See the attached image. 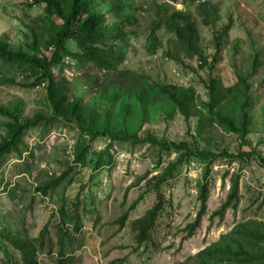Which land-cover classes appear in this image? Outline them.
I'll list each match as a JSON object with an SVG mask.
<instances>
[{
    "label": "rangeland",
    "instance_id": "rangeland-1",
    "mask_svg": "<svg viewBox=\"0 0 264 264\" xmlns=\"http://www.w3.org/2000/svg\"><path fill=\"white\" fill-rule=\"evenodd\" d=\"M201 1L204 4L200 9V4L187 8L177 6L162 18L164 22L155 16L157 0L99 2L98 13L131 7V12H135L133 29L136 32L125 40V60L117 73L105 79L97 68L93 75L99 78L100 84L107 86L122 81L120 76H126L125 82H129L130 77L135 82L145 77L150 84L193 87L204 101L208 100L205 80L209 76L220 78L226 86L234 85L238 81L237 73L249 70V56L264 51V0ZM29 6L26 0L0 1V40L7 39L10 46L27 53L31 52L30 45L34 41L30 30L37 31L47 19L45 6ZM175 11H186L184 14H190L195 21L201 46L213 69L209 65L202 66L197 58L188 60L183 55L168 25L173 23L169 18ZM117 14L119 16L120 11ZM122 15L123 12L118 18ZM204 19L211 22L209 27L204 25ZM230 20L232 26L228 36L219 42L221 56L215 63L214 36ZM152 27L157 29L159 40L154 54L149 48ZM123 42L120 40L117 45L121 47ZM104 46L112 47L111 41L106 40ZM68 48L72 52L78 50L72 42ZM69 63L59 72V77L72 82L85 70L73 61ZM22 70H26L25 73H20ZM257 71L249 81L253 85L251 94L257 101L252 114L259 117L264 107V68ZM30 72L27 67L0 60V107L14 110L22 103V119L47 116L51 112L46 87L28 84ZM9 122L7 116L0 114V143L6 137ZM196 125V118L187 121L177 113L173 118L148 116L138 137L152 134L170 142L192 143L195 139L200 141ZM204 137L207 142H201L200 149L215 154L228 151L235 155L240 150H256L264 159V137L257 132L247 137L250 145L241 148L238 136L217 128ZM86 139L71 124L44 119L35 129L25 133L21 157L8 158L0 168V228L5 229L7 236L13 233L25 240L43 234L44 250L40 248L42 241L37 242L39 264H58L61 230L68 234L63 244L66 259L71 264H194L196 254L217 242L237 224L248 220L264 222V168L260 163L218 159L206 176L207 163L191 159L163 186V211L151 241L141 245L135 239L132 225L156 204L155 194L147 192L146 181L141 179L147 175L148 180L161 173L176 159V154L160 152L150 144L98 139L89 143L86 164L80 165L75 163L77 145ZM105 151L108 154L99 159V154ZM99 162L103 165L97 167ZM61 177L65 178L44 195L41 189ZM233 177L239 179L236 209L229 208L223 215L217 214L227 201ZM199 184H206L208 199L199 228L189 236L187 227L196 221L202 208ZM63 205L68 215L61 219ZM6 245L15 264L20 255L11 250L9 243ZM51 246L53 250L49 252ZM3 257L0 253V261Z\"/></svg>",
    "mask_w": 264,
    "mask_h": 264
},
{
    "label": "trees",
    "instance_id": "trees-1",
    "mask_svg": "<svg viewBox=\"0 0 264 264\" xmlns=\"http://www.w3.org/2000/svg\"><path fill=\"white\" fill-rule=\"evenodd\" d=\"M175 1H182L188 7H192L199 0ZM26 2L30 3L29 7L45 6L46 23L37 31L30 30L34 36V41L30 45L32 53L10 46L7 39L0 40V60L4 63L19 64L31 71L28 73V84L31 87H46V98L51 112L47 116L22 119L24 107L22 103L14 110L0 107V114L10 119L6 137L0 143V168L8 158L21 157L25 133L35 129L44 119L48 122L62 120L73 125L82 136L88 138L77 145L75 163L80 165L86 164L89 143L98 139L129 142L133 145L150 144L160 152L176 154V159L166 165L161 173L148 180L147 175L141 179L146 181L147 192L156 196L153 208L132 225V231L136 234L135 239L141 245L151 241V234L163 211V186L174 178L178 170L189 160L198 159L207 163L206 176L210 172V166L218 159L241 160L244 163L256 161L264 168V159L256 150L251 152L240 150L237 155L228 151L215 154L199 147L201 142H207L204 136L211 135L216 128L238 136L240 148L250 145L247 137L253 132L264 137V107L259 117L252 114L257 101L253 99L251 94L253 85L249 81V77H254L259 68H264V51H257L249 56L251 58L249 70L238 72V81L230 87L224 85L220 78L209 76L205 80L207 101H204L193 87L150 84L145 77H141L139 82L130 77L129 82H125L126 76H120L119 78H123L122 81L112 82L107 86L105 83H99V78L93 75V71L100 69L107 79L113 77L118 67L123 64L125 40L127 36H133L136 32L133 29L135 12H131V7L111 8L98 13L99 2L103 3L106 0H26ZM172 9L159 7L155 14L164 22L162 18L171 14ZM118 11L119 16L123 12L121 18H118ZM169 22L174 23L168 24L171 27L169 29L178 40L185 58L188 60L197 58L202 66H208L209 58L204 53L197 25L190 14L175 11ZM231 26L232 20L214 36L215 63L221 56L219 42L228 36ZM106 40L111 41L112 47L104 46ZM120 40H124L121 47L117 45ZM71 42L77 47L76 52L68 48ZM158 46L157 29L152 27L149 48L153 54ZM251 46H254L252 40ZM70 61L85 70L82 75L80 73L76 75L72 82L59 77V72L67 66L66 63L69 66ZM209 67L213 69L212 65ZM25 71L22 70L20 73L23 74ZM91 82L93 85H90ZM176 113L187 121L197 119L196 132L200 141L195 139L192 143H176L152 134L144 138L138 137V132L148 116L152 119L158 115L173 118ZM104 154L108 153L105 151L99 154V159ZM101 165L103 163L99 162L96 166ZM64 178L52 181L41 191L46 195L48 189H55ZM238 180L233 177L227 201L217 214L223 215L229 208L236 209L239 201ZM199 192L202 208L196 221L187 227L189 236L199 228L200 219L206 209L208 199L206 184H199ZM67 210L63 205L60 210L61 219L68 215ZM75 230L79 231L77 227ZM61 231L58 236V264H71L70 260L66 259L67 253L63 244L68 234ZM42 235L37 238L28 237L25 240L24 237H16L13 233L7 236L5 229L0 228V253L4 255L0 264H14L10 259L6 245L8 243L11 250L20 255L19 261L15 264H39L37 242L42 241L40 248L44 250ZM52 250L53 248L49 252ZM193 260L194 264H264V222L248 220L237 224L217 242L196 254Z\"/></svg>",
    "mask_w": 264,
    "mask_h": 264
},
{
    "label": "clouds",
    "instance_id": "clouds-1",
    "mask_svg": "<svg viewBox=\"0 0 264 264\" xmlns=\"http://www.w3.org/2000/svg\"><path fill=\"white\" fill-rule=\"evenodd\" d=\"M158 1V6H156L157 8H159V7H161L162 9L163 8H167V9H170L171 7L173 8V9H175V8H177V6H185L186 8L188 7V5H186V4H184L182 1H175V0H157ZM196 4H200V5H203L204 4V1H201V0H199V1H197V3ZM195 4V5H196ZM190 7V6H189ZM198 9H200V8H198ZM186 12V11H185ZM185 12H181V13H185ZM155 16H157L156 14H155ZM203 23H204V25L205 26H207V27H209L210 26V24H211V22L210 21H208L207 19H204L203 20ZM198 31V30H197ZM198 33H199V31H198ZM200 35V34H199Z\"/></svg>",
    "mask_w": 264,
    "mask_h": 264
}]
</instances>
